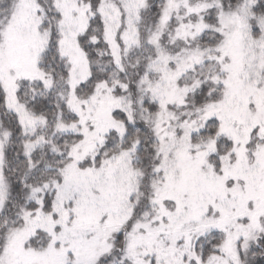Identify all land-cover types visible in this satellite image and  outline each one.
I'll use <instances>...</instances> for the list:
<instances>
[{"label": "snow or ice", "instance_id": "6c2138e0", "mask_svg": "<svg viewBox=\"0 0 264 264\" xmlns=\"http://www.w3.org/2000/svg\"><path fill=\"white\" fill-rule=\"evenodd\" d=\"M0 264H264V0H0Z\"/></svg>", "mask_w": 264, "mask_h": 264}]
</instances>
